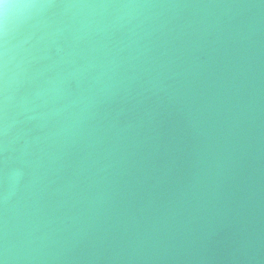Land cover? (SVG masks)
<instances>
[{
    "label": "water",
    "instance_id": "water-1",
    "mask_svg": "<svg viewBox=\"0 0 264 264\" xmlns=\"http://www.w3.org/2000/svg\"><path fill=\"white\" fill-rule=\"evenodd\" d=\"M0 264H264V0H0Z\"/></svg>",
    "mask_w": 264,
    "mask_h": 264
}]
</instances>
